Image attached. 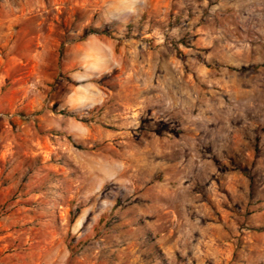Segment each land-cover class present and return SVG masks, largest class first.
<instances>
[{
	"label": "rangeland",
	"instance_id": "obj_1",
	"mask_svg": "<svg viewBox=\"0 0 264 264\" xmlns=\"http://www.w3.org/2000/svg\"><path fill=\"white\" fill-rule=\"evenodd\" d=\"M39 7L43 63L0 69V264H264V0Z\"/></svg>",
	"mask_w": 264,
	"mask_h": 264
},
{
	"label": "crops",
	"instance_id": "obj_2",
	"mask_svg": "<svg viewBox=\"0 0 264 264\" xmlns=\"http://www.w3.org/2000/svg\"><path fill=\"white\" fill-rule=\"evenodd\" d=\"M41 3L42 0H0V69L4 66L6 74L15 63L33 60L39 64L45 59V43L40 40L42 23L39 24V19L43 17L39 7ZM35 44L41 47H37L36 52H33L32 47ZM70 50L72 47L66 49V52ZM90 57L85 56L86 59H91ZM65 64L69 63L66 61ZM0 75L4 76L3 72H0ZM3 82L0 79V86ZM11 91V85L6 87L3 93L0 91V110L9 105ZM57 252L66 254L60 247Z\"/></svg>",
	"mask_w": 264,
	"mask_h": 264
},
{
	"label": "built area",
	"instance_id": "obj_3",
	"mask_svg": "<svg viewBox=\"0 0 264 264\" xmlns=\"http://www.w3.org/2000/svg\"><path fill=\"white\" fill-rule=\"evenodd\" d=\"M18 116V115H17ZM0 117H7V118H12L13 114L12 113H4V112H0ZM24 118V116H22Z\"/></svg>",
	"mask_w": 264,
	"mask_h": 264
}]
</instances>
